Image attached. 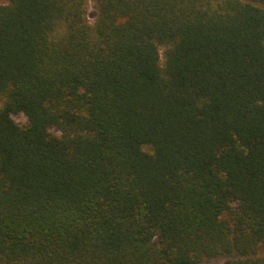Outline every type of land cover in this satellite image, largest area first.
Here are the masks:
<instances>
[{
  "label": "trees",
  "instance_id": "trees-1",
  "mask_svg": "<svg viewBox=\"0 0 264 264\" xmlns=\"http://www.w3.org/2000/svg\"><path fill=\"white\" fill-rule=\"evenodd\" d=\"M92 1L0 2V264H264V0Z\"/></svg>",
  "mask_w": 264,
  "mask_h": 264
},
{
  "label": "rangeland",
  "instance_id": "rangeland-1",
  "mask_svg": "<svg viewBox=\"0 0 264 264\" xmlns=\"http://www.w3.org/2000/svg\"><path fill=\"white\" fill-rule=\"evenodd\" d=\"M6 2L8 0H0V2ZM88 14H89V19L90 21H94L95 16L97 14L96 9L93 6V1L89 0V4H88ZM3 102V97L0 96V106ZM14 119L16 120V122H18L21 125H25L27 123V117L23 114H18L14 116ZM224 262V258L220 257V258H207L204 259L200 262H197L195 264H222Z\"/></svg>",
  "mask_w": 264,
  "mask_h": 264
}]
</instances>
